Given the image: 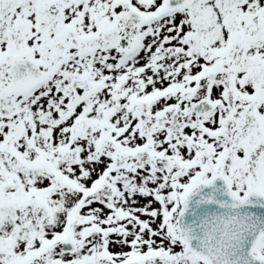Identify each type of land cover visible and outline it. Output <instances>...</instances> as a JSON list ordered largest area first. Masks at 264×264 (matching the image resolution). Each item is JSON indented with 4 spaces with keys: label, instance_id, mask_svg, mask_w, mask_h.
<instances>
[{
    "label": "snow or ice",
    "instance_id": "6c2138e0",
    "mask_svg": "<svg viewBox=\"0 0 264 264\" xmlns=\"http://www.w3.org/2000/svg\"><path fill=\"white\" fill-rule=\"evenodd\" d=\"M0 264H264V0H0Z\"/></svg>",
    "mask_w": 264,
    "mask_h": 264
}]
</instances>
